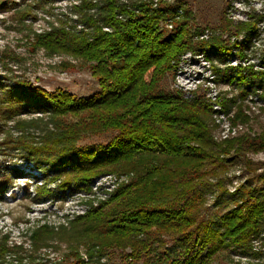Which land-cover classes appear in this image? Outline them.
Segmentation results:
<instances>
[{
    "label": "trees",
    "instance_id": "trees-1",
    "mask_svg": "<svg viewBox=\"0 0 264 264\" xmlns=\"http://www.w3.org/2000/svg\"><path fill=\"white\" fill-rule=\"evenodd\" d=\"M26 1L0 0V12L15 9L13 18L20 26L45 5L31 0L22 8ZM229 5L220 29H213L208 39L195 38L201 27L191 31L186 0H81L71 8L78 15L73 23L66 15L34 32L35 47L89 62L99 90L86 96L62 87L48 90L10 68V75L0 76V199L24 172L17 160L41 172L33 190L29 181L23 188L36 203L65 199L66 192L91 195L101 174L129 179L97 204L85 200L90 206L84 213L31 229L28 245L0 235V264H43L44 249L63 246L67 259L75 257L74 264L97 263L111 248L123 264H213L222 249L249 257L237 264H264V173L256 174L263 183L259 196L243 188L231 193L225 175L236 157L255 171L246 155L264 149V133L218 139L206 94L163 85L168 75L173 80L188 50L217 48L223 54H211L224 61L238 47L245 56L244 48L260 35L264 12L253 11L249 22H233ZM179 7L184 14L176 18ZM167 21L174 26L163 25ZM78 22L84 27L75 29ZM241 33L247 39L232 41ZM229 67L215 69L221 81L239 85L240 98L254 83L264 86V69ZM234 103L229 98L225 106ZM236 107L232 121L248 123L244 104ZM104 132L111 133L105 143H80L86 135ZM209 196L215 205H235L209 218Z\"/></svg>",
    "mask_w": 264,
    "mask_h": 264
},
{
    "label": "rangeland",
    "instance_id": "rangeland-1",
    "mask_svg": "<svg viewBox=\"0 0 264 264\" xmlns=\"http://www.w3.org/2000/svg\"><path fill=\"white\" fill-rule=\"evenodd\" d=\"M130 2L131 0H123ZM187 6L192 14V29L194 33L196 27L203 28V32L195 33V38L208 39L213 34V29H220L219 25L223 20V10L230 1L227 10L229 18L233 22H249L253 11L264 12V0H186ZM33 1L27 0L20 6L27 8V4ZM44 8H35L32 17L20 26L15 23V9L0 12V76L10 75L11 71L17 75L24 76L48 90H54L57 87L65 88L78 95H90L99 90L97 79L93 76L89 62L75 58L71 55H51L47 50L33 45L32 39L34 32H41L48 29L52 24H57L60 19L69 17L70 22L78 19V15L71 10L73 5L81 3V0H44ZM176 18L184 14V8H177ZM78 22L77 28H83L84 24ZM167 27H173V21L163 22ZM15 26V27H14ZM233 25L230 30H233ZM260 35L246 46L244 54L238 47H233L231 53L221 61L216 55L223 54L217 48L210 50L192 51L188 50L183 54L179 69L172 80L171 75L164 79L163 85L174 88L179 87L183 90L196 89V92L204 93L212 102L214 110L213 118L216 124H219L215 135L221 140L239 136L243 133L257 135L264 133V86L254 83L249 87L248 95L243 99L239 97V85L234 82L221 81L216 72L215 66L221 68L236 69L238 66L252 65L255 70H263L264 64L262 58L264 55V20L259 22ZM221 31V30H220ZM228 37L224 33L223 38ZM247 35L241 33L238 38L235 35L232 41H244ZM211 52L216 55L211 54ZM19 55L20 59H16ZM244 56V57H243ZM6 60V64H4ZM5 67V68H4ZM10 68L11 71L8 69ZM232 98L236 103L231 107H226V100ZM244 104L245 112L250 116L248 123L232 121L237 103ZM39 114L25 116L24 118L37 117ZM111 133L86 135L81 144L85 143H105L109 140ZM229 137H224L228 136ZM247 158L252 160V168L255 171H248L247 165L242 157L233 158L228 163L225 171L227 175V188L231 193L238 192L239 189L250 190L253 195L259 196L262 181L256 174L264 173V166L258 168L260 162H264V149L257 152L247 153ZM23 163L21 169L23 174L15 179L14 188L8 190L0 199V235H8L9 238L17 243L25 242L29 244L28 235L31 229L45 222L58 225L67 220V216L77 213H84L90 206L87 199H92L94 203L104 200L108 194L120 182L128 181L126 174H101L92 184L93 194L69 195L66 192L65 199H58L54 202L36 203L30 196H27L23 188L27 181L31 182L30 191L34 188L36 176L41 172L35 170L31 163ZM29 164V165H27ZM246 193L245 196L251 195ZM84 196V197H83ZM254 196V197H255ZM250 197V196H249ZM247 197V198H249ZM83 200V201H81ZM208 210L206 216L212 219L218 218L224 212L232 208L234 202H221L214 204L213 196H209ZM258 244L257 246H259ZM82 255H85L84 248L80 247ZM68 249L63 246L62 249L54 250L52 248L44 249L41 257L43 264H74L75 257L69 259L65 256ZM249 257L236 254L230 249H222L213 259V264H237V262H247ZM254 260V259H253ZM255 261V260H254ZM263 262V261H262ZM94 264H123L119 252L116 249H109L107 255Z\"/></svg>",
    "mask_w": 264,
    "mask_h": 264
},
{
    "label": "bare ground",
    "instance_id": "bare-ground-1",
    "mask_svg": "<svg viewBox=\"0 0 264 264\" xmlns=\"http://www.w3.org/2000/svg\"><path fill=\"white\" fill-rule=\"evenodd\" d=\"M178 86H180V85H178ZM219 126V124L217 125V127ZM227 137H229V136H227ZM218 139H221V138H218Z\"/></svg>",
    "mask_w": 264,
    "mask_h": 264
},
{
    "label": "built area",
    "instance_id": "built-area-1",
    "mask_svg": "<svg viewBox=\"0 0 264 264\" xmlns=\"http://www.w3.org/2000/svg\"><path fill=\"white\" fill-rule=\"evenodd\" d=\"M229 136V135H228ZM224 137H227V136H224Z\"/></svg>",
    "mask_w": 264,
    "mask_h": 264
}]
</instances>
